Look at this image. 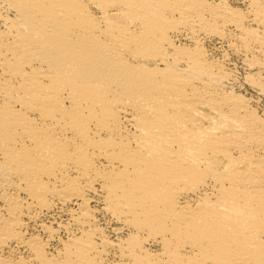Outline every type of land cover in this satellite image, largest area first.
Returning <instances> with one entry per match:
<instances>
[{"label": "bare ground", "instance_id": "bare-ground-1", "mask_svg": "<svg viewBox=\"0 0 264 264\" xmlns=\"http://www.w3.org/2000/svg\"><path fill=\"white\" fill-rule=\"evenodd\" d=\"M263 92L264 0H0V264H264Z\"/></svg>", "mask_w": 264, "mask_h": 264}, {"label": "rangeland", "instance_id": "rangeland-1", "mask_svg": "<svg viewBox=\"0 0 264 264\" xmlns=\"http://www.w3.org/2000/svg\"><path fill=\"white\" fill-rule=\"evenodd\" d=\"M210 37H211V39H209ZM218 40H219V38H216L214 36H209V37H207L204 40V46H206L211 51L213 57H215V58L216 57L217 58L220 57V58H223L224 59L225 65H227V67L229 69H232L233 70L232 73H233V75L235 74L234 75V80L235 81H237V82L238 81H242L243 76L245 75V73L251 72V69L247 68V66L244 64V61L242 59V55L240 54V52L238 50H235L231 46L228 47V45L224 41H221V40L218 41ZM242 82H243V84H245V86L247 88V91L246 92L248 94L257 95L254 92V90H252L250 88V86L248 84L244 83V81H242ZM258 95L261 98L262 103H264V92L263 93H260Z\"/></svg>", "mask_w": 264, "mask_h": 264}]
</instances>
